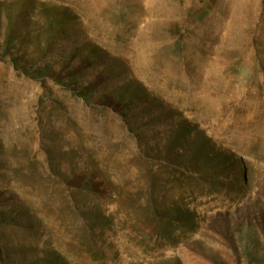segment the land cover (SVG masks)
Returning <instances> with one entry per match:
<instances>
[{
	"label": "rangeland",
	"instance_id": "1",
	"mask_svg": "<svg viewBox=\"0 0 264 264\" xmlns=\"http://www.w3.org/2000/svg\"><path fill=\"white\" fill-rule=\"evenodd\" d=\"M0 264H264V0H0Z\"/></svg>",
	"mask_w": 264,
	"mask_h": 264
},
{
	"label": "trees",
	"instance_id": "2",
	"mask_svg": "<svg viewBox=\"0 0 264 264\" xmlns=\"http://www.w3.org/2000/svg\"><path fill=\"white\" fill-rule=\"evenodd\" d=\"M3 48H6V47L3 46ZM16 62H20V60H19L18 58H16V59L13 60L14 65L18 67V64H16ZM42 69L49 70L47 67L42 68ZM22 71H23V73H24L25 75H27V76L35 77L34 75H35L36 73H39L41 70H36L35 74L29 72V71H28L27 69H25V68H23ZM57 83H60L62 86L71 89V90H72L77 96L82 97V98H84V99H86V98H87V95H88L89 93H91V91L89 90V88H86V89H76V88H74L73 86H71V85H69V84H65V83H63L61 80H58Z\"/></svg>",
	"mask_w": 264,
	"mask_h": 264
}]
</instances>
